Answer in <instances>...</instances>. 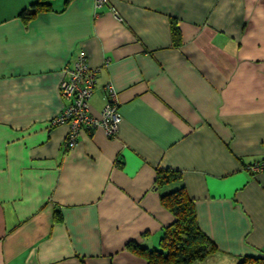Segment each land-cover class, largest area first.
Segmentation results:
<instances>
[{
  "label": "crops",
  "instance_id": "1",
  "mask_svg": "<svg viewBox=\"0 0 264 264\" xmlns=\"http://www.w3.org/2000/svg\"><path fill=\"white\" fill-rule=\"evenodd\" d=\"M0 0V264H146L173 220L156 170L180 172L217 247L264 255V0ZM170 19L181 42L172 46ZM99 69L88 113L116 90L113 137L51 126L62 70Z\"/></svg>",
  "mask_w": 264,
  "mask_h": 264
},
{
  "label": "trees",
  "instance_id": "2",
  "mask_svg": "<svg viewBox=\"0 0 264 264\" xmlns=\"http://www.w3.org/2000/svg\"><path fill=\"white\" fill-rule=\"evenodd\" d=\"M47 6L44 0L32 4L34 11L21 13L23 19ZM172 46L181 42L180 29L175 19H170ZM154 188L158 190L161 205L173 220L165 226L156 248L147 249L134 242L127 243L146 264H195L213 256L217 247L198 227L193 201L187 196L180 172L173 169L156 170ZM237 264H264V255L243 256Z\"/></svg>",
  "mask_w": 264,
  "mask_h": 264
},
{
  "label": "built area",
  "instance_id": "3",
  "mask_svg": "<svg viewBox=\"0 0 264 264\" xmlns=\"http://www.w3.org/2000/svg\"><path fill=\"white\" fill-rule=\"evenodd\" d=\"M106 3V0H94L96 7ZM99 69L88 66L80 54L71 67L62 70L63 79L59 84V94L64 99L63 109L50 120L51 126L65 124L68 127L64 140L65 149L74 147L77 136L81 130H92L100 127L106 136L117 134L121 121L118 110L116 90L110 82L102 86L104 92V105L98 116L88 113V99L91 97ZM250 173H264V158L245 167Z\"/></svg>",
  "mask_w": 264,
  "mask_h": 264
}]
</instances>
